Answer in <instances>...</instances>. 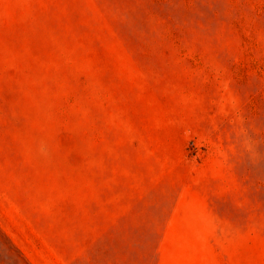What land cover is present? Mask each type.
Returning a JSON list of instances; mask_svg holds the SVG:
<instances>
[{
	"label": "rangeland",
	"instance_id": "obj_1",
	"mask_svg": "<svg viewBox=\"0 0 264 264\" xmlns=\"http://www.w3.org/2000/svg\"><path fill=\"white\" fill-rule=\"evenodd\" d=\"M0 264H264V0H0Z\"/></svg>",
	"mask_w": 264,
	"mask_h": 264
}]
</instances>
